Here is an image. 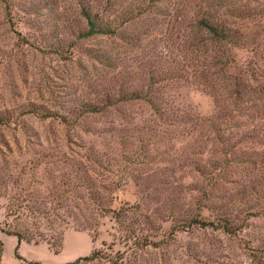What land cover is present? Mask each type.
I'll use <instances>...</instances> for the list:
<instances>
[{"label":"rangeland","instance_id":"rangeland-1","mask_svg":"<svg viewBox=\"0 0 264 264\" xmlns=\"http://www.w3.org/2000/svg\"><path fill=\"white\" fill-rule=\"evenodd\" d=\"M107 2L0 0V264H264V0Z\"/></svg>","mask_w":264,"mask_h":264},{"label":"trees","instance_id":"trees-1","mask_svg":"<svg viewBox=\"0 0 264 264\" xmlns=\"http://www.w3.org/2000/svg\"><path fill=\"white\" fill-rule=\"evenodd\" d=\"M109 2H111L112 0H107ZM159 0H154V2H157ZM109 2H107L105 4V10L108 11V9H113V5L110 4ZM93 6H89L87 7V9H83L82 14L84 15L85 19L87 20V27H88V31L84 34L85 37H93L96 35H106V34H113L115 33L114 28V21L113 22H109V23H101L100 22V15L98 12H93ZM193 29L200 31L204 34H207L211 39H213L214 42H216L219 46H221V48L223 46H232V47H239V44L236 41V37L234 35V31L233 29H230L226 24L222 23L220 21V19L218 17H212L210 15V13H207L205 15H203L198 21H196L193 25ZM210 59L211 61H213L216 64H220L223 63L225 66L228 65V57L226 56V52L224 50H222L221 52H216L213 51L212 54L207 55V57H205L204 59ZM224 67V66H222ZM209 67H207L206 69L208 70ZM232 75L234 73H231ZM246 77V76H245ZM244 77L243 74H239L238 76H230V84L229 86L231 88L235 89H239L246 87L245 85V80L246 78ZM234 93V92H233ZM232 93V94H233ZM235 95V94H234ZM131 100H137V101H141L143 100L139 95H137L135 98H132ZM230 107V106H229ZM224 111H228V113H231V110H226L223 109ZM93 112V111H91ZM63 120H66L64 117H62ZM210 124L213 126H216V123L214 121H209ZM231 123L232 119H231V114H227L225 116H222L221 118V122L218 123L219 126H226L228 127L227 123ZM228 152H224V155L230 157L232 156L233 153ZM247 162V161H244ZM23 209V207L20 208V211ZM19 209L16 208L14 211H12V214H14V212H18ZM19 214V213H17ZM15 214V215H17ZM7 235H11V236H15L18 238V242L19 245L22 242H26L28 244H34V245H40L41 242H47L48 244H50L49 240H47L46 238H44L42 235H40L39 233H31V232H27L26 230L24 231L23 228H16L15 231L13 232H6ZM18 250H19V246L16 248V257L19 260H22V258L20 257V255L18 254ZM2 243L0 241V258L2 256ZM81 260V259H80ZM84 260H91V258H86Z\"/></svg>","mask_w":264,"mask_h":264},{"label":"crops","instance_id":"crops-1","mask_svg":"<svg viewBox=\"0 0 264 264\" xmlns=\"http://www.w3.org/2000/svg\"><path fill=\"white\" fill-rule=\"evenodd\" d=\"M7 235V234H6ZM9 236H11V235H9ZM15 237V236H14ZM17 238V237H16ZM17 240H18V238H17ZM23 243H26V242H22L21 244H23ZM21 244L19 245V242H18V246H19V249H20V246H21ZM26 244H28V243H26ZM33 245V244H32ZM17 246V247H18ZM35 246H38V245H35ZM19 251V250H18Z\"/></svg>","mask_w":264,"mask_h":264}]
</instances>
